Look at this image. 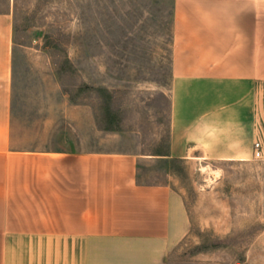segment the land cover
Masks as SVG:
<instances>
[{
	"label": "crops",
	"instance_id": "crops-1",
	"mask_svg": "<svg viewBox=\"0 0 264 264\" xmlns=\"http://www.w3.org/2000/svg\"><path fill=\"white\" fill-rule=\"evenodd\" d=\"M94 2L99 0H81ZM168 8L166 160L252 157L264 89V0H107ZM18 0H0V264H178L190 231L180 195L139 182V159L98 143L20 141ZM34 130L29 131V135Z\"/></svg>",
	"mask_w": 264,
	"mask_h": 264
},
{
	"label": "rangeland",
	"instance_id": "rangeland-1",
	"mask_svg": "<svg viewBox=\"0 0 264 264\" xmlns=\"http://www.w3.org/2000/svg\"><path fill=\"white\" fill-rule=\"evenodd\" d=\"M18 4L13 113L20 141L43 138L39 130L48 126L44 138L53 144L93 142L101 151L135 154L139 182L171 187L189 213L174 263L264 264V89L252 157L163 159L170 137L168 8L107 0Z\"/></svg>",
	"mask_w": 264,
	"mask_h": 264
},
{
	"label": "built area",
	"instance_id": "built-area-1",
	"mask_svg": "<svg viewBox=\"0 0 264 264\" xmlns=\"http://www.w3.org/2000/svg\"><path fill=\"white\" fill-rule=\"evenodd\" d=\"M254 150H255V156L256 158H260L262 156L263 153V146L261 143L257 142L254 146Z\"/></svg>",
	"mask_w": 264,
	"mask_h": 264
}]
</instances>
